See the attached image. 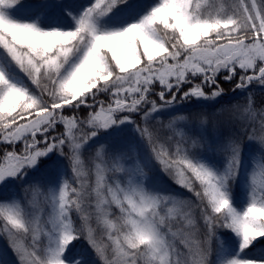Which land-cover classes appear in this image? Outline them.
<instances>
[{"label":"snow or ice","instance_id":"6c2138e0","mask_svg":"<svg viewBox=\"0 0 264 264\" xmlns=\"http://www.w3.org/2000/svg\"><path fill=\"white\" fill-rule=\"evenodd\" d=\"M20 4L0 0V186L41 178L0 198L16 264H264L249 255L264 240V100L251 90L264 89V0H39L17 17ZM222 81L244 102L195 124L180 112L216 103ZM155 165L191 195L154 184Z\"/></svg>","mask_w":264,"mask_h":264},{"label":"trees","instance_id":"16d2710c","mask_svg":"<svg viewBox=\"0 0 264 264\" xmlns=\"http://www.w3.org/2000/svg\"><path fill=\"white\" fill-rule=\"evenodd\" d=\"M85 0H57V3L65 4V5H72V6H78L82 3H84ZM130 3L136 4V5H144L151 2V0H129ZM39 3V0H21V4L19 7H17L14 11V15L17 17H27L29 16L30 9ZM222 86L226 90V95L219 98V100L216 103L208 102L207 104H197L195 101L191 104H184L183 107L180 109V112L188 115L190 120L195 122L197 121V116L195 114L199 113L200 111L206 109L209 113L215 111L217 108H220L221 105L232 103V102H239L243 103L244 98L243 95L237 92V94L233 95L230 91H228L231 88V84L225 83L222 81ZM158 90V86H157ZM186 90V88H185ZM254 92V97L256 100L257 107L260 106V102L264 100V89H261L259 87H254L251 89ZM103 99V97H101ZM86 111L82 109V112ZM177 113H173L172 115H176ZM163 119L167 121L169 119L168 115L163 116ZM225 119V115H219L216 117L217 121H223ZM194 130V129H193ZM208 135L211 137L213 135V122L210 120L207 125ZM221 131H223V128L221 126ZM241 142L244 146L245 154H248L249 152H256L258 151V145L255 143H249V141L246 139V136L240 137ZM121 140L125 143H133L134 142V136L131 132V127L126 129L125 135L121 137ZM6 146L3 144H0V154H2L3 149ZM19 147V146H18ZM95 150V145L91 146L89 149L85 151V156L87 157L91 152ZM56 160V156L53 155L51 160H47L42 162L41 169L45 168L47 165L52 164ZM63 163H67V161H63ZM149 176L152 177V182L162 189L172 191V192H179L182 193L184 196H190L191 194L186 192V190L179 188L173 180L165 173H163L159 165H155L151 170H149ZM41 178L40 171L37 172H30L27 179L23 182V184L20 181H9L7 184L0 186V198L7 197L11 194H16L18 196L22 195V189L25 184H31L35 179ZM235 195L237 198L242 197V192L240 189L239 184L235 188ZM77 250H84L86 252V258L90 260H95V253L91 249L90 246L87 245L86 241L81 238L80 240L74 242ZM216 245L215 242L213 243V248L215 249ZM261 250H264V240H261L256 243L255 247L252 249V251L249 253L250 256H255L260 253ZM17 258L15 253L12 251L10 246L7 243V240L4 238H0V262H3V264H16Z\"/></svg>","mask_w":264,"mask_h":264},{"label":"rangeland","instance_id":"374dc122","mask_svg":"<svg viewBox=\"0 0 264 264\" xmlns=\"http://www.w3.org/2000/svg\"><path fill=\"white\" fill-rule=\"evenodd\" d=\"M22 17H24V16H22ZM11 248V247H10Z\"/></svg>","mask_w":264,"mask_h":264}]
</instances>
